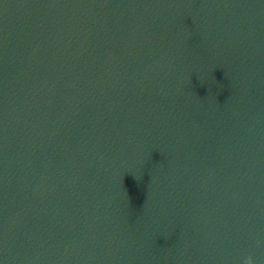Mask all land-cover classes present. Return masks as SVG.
<instances>
[{"label":"water","instance_id":"water-1","mask_svg":"<svg viewBox=\"0 0 264 264\" xmlns=\"http://www.w3.org/2000/svg\"><path fill=\"white\" fill-rule=\"evenodd\" d=\"M264 264V0H0V264Z\"/></svg>","mask_w":264,"mask_h":264},{"label":"clouds","instance_id":"clouds-1","mask_svg":"<svg viewBox=\"0 0 264 264\" xmlns=\"http://www.w3.org/2000/svg\"><path fill=\"white\" fill-rule=\"evenodd\" d=\"M246 264H252V260H251V257L248 258Z\"/></svg>","mask_w":264,"mask_h":264}]
</instances>
